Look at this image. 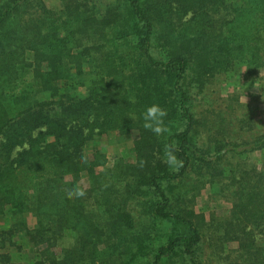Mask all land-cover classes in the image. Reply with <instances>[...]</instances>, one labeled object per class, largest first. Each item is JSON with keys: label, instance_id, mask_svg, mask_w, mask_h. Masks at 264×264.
Returning <instances> with one entry per match:
<instances>
[{"label": "trees", "instance_id": "obj_1", "mask_svg": "<svg viewBox=\"0 0 264 264\" xmlns=\"http://www.w3.org/2000/svg\"><path fill=\"white\" fill-rule=\"evenodd\" d=\"M59 4L0 0V264L18 236L40 252L31 264H264V162L226 168L264 155L260 103L234 92L208 118L193 108L237 72L263 90L264 0ZM153 104L159 135L142 118ZM131 134L133 162L86 152ZM206 187L226 214L195 210Z\"/></svg>", "mask_w": 264, "mask_h": 264}, {"label": "rangeland", "instance_id": "obj_2", "mask_svg": "<svg viewBox=\"0 0 264 264\" xmlns=\"http://www.w3.org/2000/svg\"><path fill=\"white\" fill-rule=\"evenodd\" d=\"M47 7L54 12H57L60 8L59 0H46ZM259 82L263 86V90H259L256 92V87L258 86L254 84L248 83L246 79L240 78V74L237 72L232 79H225L223 77L218 78L214 81L205 92L195 95L193 98V108L196 112V116L199 119L208 118V116L212 112H220L225 107L224 104L226 97L229 94H233L234 92L238 93L241 97L242 102H249L250 98L254 101L260 103V108L256 111V114L263 117L264 115V101H261L260 93H264V73H260ZM256 89V90H255ZM256 92V93H255ZM251 95V97H250ZM264 100V99H263ZM258 122H262V119H257ZM134 134L130 136L118 137L114 135L110 136H100L92 139L87 143L86 152L87 154H91L93 150L98 149L99 151L105 153L108 157V162L106 167L111 168L117 161L118 158H121L125 161H134V155L132 150V141ZM229 165H226L227 169H232L235 164H242L244 167H249L252 164H259L264 162V155H249L246 157L236 158L229 160ZM85 181L86 178H83ZM85 184V183H84ZM211 189L205 188L202 190L201 195L196 199L195 210L197 212H204L208 217L209 213L214 214H226L229 207L226 205V202L222 201L220 198L215 197L211 193ZM89 197L86 199L87 201V209L88 210H96L99 212L95 206V198H91L93 194H87ZM97 219H100L98 217ZM145 219L136 220L134 231L136 234H139L141 228L143 226H147ZM0 226H2V219L0 218ZM150 228L148 225L147 230ZM154 232V231H153ZM152 232V233H153ZM63 245L65 247H70L73 244L74 238L72 233H68L67 237L64 238ZM16 247H11L7 250L12 254V261L14 264H31L36 260L40 259V252L37 251L31 243L26 241L25 239L20 238L18 236ZM100 249L103 248L100 244ZM122 251V250H120Z\"/></svg>", "mask_w": 264, "mask_h": 264}, {"label": "clouds", "instance_id": "obj_3", "mask_svg": "<svg viewBox=\"0 0 264 264\" xmlns=\"http://www.w3.org/2000/svg\"><path fill=\"white\" fill-rule=\"evenodd\" d=\"M166 116V111L158 105H151L146 108L145 112L142 114V118L144 120V127L150 129L155 134L159 135L163 129L161 127L163 123V118ZM166 159L165 163L169 166H175L178 164V161L173 154L171 149L166 150ZM69 196L75 195L77 197L83 196L84 193L82 191L77 190L75 193L69 192Z\"/></svg>", "mask_w": 264, "mask_h": 264}]
</instances>
